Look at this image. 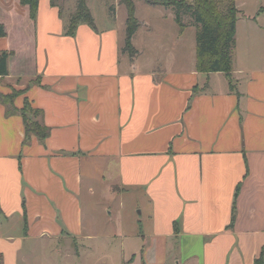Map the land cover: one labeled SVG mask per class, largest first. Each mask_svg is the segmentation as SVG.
<instances>
[{
    "label": "crops",
    "instance_id": "0c3cea01",
    "mask_svg": "<svg viewBox=\"0 0 264 264\" xmlns=\"http://www.w3.org/2000/svg\"><path fill=\"white\" fill-rule=\"evenodd\" d=\"M90 1L94 25L68 35L77 0H38L34 19L20 0H0V93H14L0 102V264H36L56 241L70 252L93 230L96 195L120 202V264H254L264 252V0H235L229 74L196 70V27L186 18L181 28L172 7L133 0L130 56L126 6L98 0L97 21ZM137 3L160 17L140 19ZM25 102L44 139L26 136ZM125 200L139 208L127 221Z\"/></svg>",
    "mask_w": 264,
    "mask_h": 264
},
{
    "label": "trees",
    "instance_id": "16d2710c",
    "mask_svg": "<svg viewBox=\"0 0 264 264\" xmlns=\"http://www.w3.org/2000/svg\"><path fill=\"white\" fill-rule=\"evenodd\" d=\"M53 2L55 0H52ZM151 5H162L172 7L175 13V20L181 28L189 18L192 25L196 27V70L203 73L224 72L229 74L232 69V54L235 47V23L237 19V8L235 0H143ZM21 4L27 5L30 10V16L35 18L38 6V0H20ZM127 8L126 34L123 51L130 56H135L137 51L132 45V37L139 26V21L135 16L133 0H119ZM113 12L114 7L110 6ZM80 23H86L93 26V18L86 4V0H77L75 11L69 18L65 33L73 35L76 27ZM5 35V30L0 24V37ZM9 52H0V76L8 73L7 59ZM232 86L231 80L229 81ZM14 93L3 95L0 93V102L11 104ZM33 111L37 116L39 111L33 109L25 102L21 114L25 134L36 135L39 139H44L49 130L37 120L31 121L27 112ZM264 252L255 260L254 264H264Z\"/></svg>",
    "mask_w": 264,
    "mask_h": 264
},
{
    "label": "rangeland",
    "instance_id": "374dc122",
    "mask_svg": "<svg viewBox=\"0 0 264 264\" xmlns=\"http://www.w3.org/2000/svg\"><path fill=\"white\" fill-rule=\"evenodd\" d=\"M90 5L94 17H96L97 21H100L104 13L102 2L98 0L90 1ZM124 12H126V9L123 6L119 15L122 17ZM160 12L158 9H152L148 5L142 6L137 3V13L140 19L159 18ZM145 32L143 27L140 28L136 35L137 43L142 42ZM27 114L31 121L35 120L36 116L33 111H28ZM123 203L125 206H121L120 210L123 212L124 220L127 221L126 216L129 208L130 212L135 209L138 212L139 208L134 209L132 204H128L127 200ZM119 205V200L101 199L96 195L88 201L87 209L85 208L86 211H89V214L93 215L96 222L92 232L84 234L88 237L79 239L77 244L73 242L70 252L67 244H58L57 241L55 245H50L49 249H40L36 258L38 263L36 264H120V237L118 235L121 232L118 233L115 226L116 220H118L116 216ZM87 220H89V217ZM127 224L125 226L122 225V230L128 231L133 228L130 224Z\"/></svg>",
    "mask_w": 264,
    "mask_h": 264
},
{
    "label": "water",
    "instance_id": "95a60500",
    "mask_svg": "<svg viewBox=\"0 0 264 264\" xmlns=\"http://www.w3.org/2000/svg\"><path fill=\"white\" fill-rule=\"evenodd\" d=\"M263 258H264V256H263Z\"/></svg>",
    "mask_w": 264,
    "mask_h": 264
}]
</instances>
